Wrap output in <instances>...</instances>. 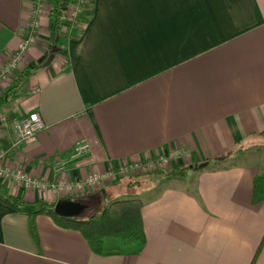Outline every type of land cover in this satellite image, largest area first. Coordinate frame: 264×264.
Instances as JSON below:
<instances>
[{"label":"crops","instance_id":"crops-1","mask_svg":"<svg viewBox=\"0 0 264 264\" xmlns=\"http://www.w3.org/2000/svg\"><path fill=\"white\" fill-rule=\"evenodd\" d=\"M52 1L17 77L40 66L19 96L10 91L17 77L0 88L7 164L52 180L118 171L169 145L189 148L193 161L119 176L77 197L87 203L82 217L140 199L146 243L134 254H97L46 213L34 216L36 239L30 213L60 199L0 182L25 202L22 211L0 202V264H264V201L253 203L262 172L255 145L264 140V0H91L84 33L59 53L49 48ZM33 5L0 0V70L29 37ZM31 112L46 128L16 147L12 121ZM80 141L91 148L73 159Z\"/></svg>","mask_w":264,"mask_h":264},{"label":"built area","instance_id":"built-area-1","mask_svg":"<svg viewBox=\"0 0 264 264\" xmlns=\"http://www.w3.org/2000/svg\"><path fill=\"white\" fill-rule=\"evenodd\" d=\"M91 0H72L68 9V20L76 21L78 16L83 13H91ZM48 0H34L33 12L30 19V35L23 40L17 53L10 57L0 70V88L5 84H12L17 77L20 65L25 62L26 52L29 48L39 44V30L41 28L40 18L47 9ZM47 5V6H46ZM38 89L36 90V92ZM35 92V91H34ZM8 120L1 118V125L6 126ZM13 127L16 133L14 146L23 144H32L38 141L40 133L45 128V122L40 113L31 112L27 115L14 118ZM91 145L88 141L78 142L72 151L71 158L76 159L85 153H88ZM7 153L5 149H0V182L10 183L13 186H23L37 190L39 192H48L57 199H77L98 188H104L114 183L119 176L146 174L170 170L180 161L188 163L193 161L192 152L189 148L169 145L157 151L155 156L148 159L138 160L133 163H121L118 171L110 169L104 173H93L85 179L59 178L36 179L21 167H12L6 162ZM56 171L61 175L65 171L66 163L59 161L56 165Z\"/></svg>","mask_w":264,"mask_h":264},{"label":"trees","instance_id":"trees-1","mask_svg":"<svg viewBox=\"0 0 264 264\" xmlns=\"http://www.w3.org/2000/svg\"><path fill=\"white\" fill-rule=\"evenodd\" d=\"M50 9V51L59 53L66 49L70 39H79L90 21L91 13H83L76 21L68 20V9L72 0H53ZM62 49V50H63ZM69 70L70 63L67 61ZM40 66L32 63L25 67L10 89L14 96L24 90L35 69ZM264 201V173L253 180V203ZM0 202L12 209L22 211L25 202L0 187ZM57 202H40L39 210L31 214L30 224L37 239L34 216L39 213L50 215L59 226L80 231L92 250L100 255H122L139 253L146 243V233L142 216L143 202L138 198L120 199L110 202L100 213L88 217L62 216L55 211Z\"/></svg>","mask_w":264,"mask_h":264},{"label":"water","instance_id":"water-1","mask_svg":"<svg viewBox=\"0 0 264 264\" xmlns=\"http://www.w3.org/2000/svg\"><path fill=\"white\" fill-rule=\"evenodd\" d=\"M54 55H50L47 59L46 56L42 57L39 60V63H42L45 59V66H48L53 60ZM84 206H82L81 200L77 199H61L57 202L55 211L62 216L68 217H80L84 211Z\"/></svg>","mask_w":264,"mask_h":264},{"label":"rangeland","instance_id":"rangeland-1","mask_svg":"<svg viewBox=\"0 0 264 264\" xmlns=\"http://www.w3.org/2000/svg\"><path fill=\"white\" fill-rule=\"evenodd\" d=\"M92 8H93V6H91ZM257 145H262L261 147H259L258 149H260L259 151H256V152H254V158H258V161L262 164V172L260 173V174H263L264 173V140H261L260 141V143H257L255 146H257ZM257 149V150H258ZM255 150V149H254ZM253 150V151H254ZM241 161H243V162H252V160L250 161V160H248V159H241ZM253 161H254V159H253ZM157 176V175H156ZM125 184V182H122L120 185L122 186V185H124ZM151 180H149V182L147 183V186H143L144 188L146 187V188H148L149 186H151ZM138 189V188H137ZM137 189H135V190H131V191H128V192H126V194H134V193H136V190Z\"/></svg>","mask_w":264,"mask_h":264},{"label":"flooded vegetation","instance_id":"flooded-vegetation-1","mask_svg":"<svg viewBox=\"0 0 264 264\" xmlns=\"http://www.w3.org/2000/svg\"><path fill=\"white\" fill-rule=\"evenodd\" d=\"M87 203L82 202V206L86 207ZM85 209V208H84Z\"/></svg>","mask_w":264,"mask_h":264}]
</instances>
